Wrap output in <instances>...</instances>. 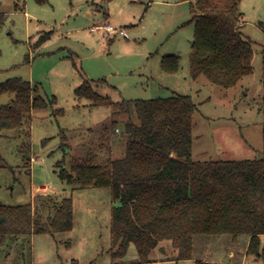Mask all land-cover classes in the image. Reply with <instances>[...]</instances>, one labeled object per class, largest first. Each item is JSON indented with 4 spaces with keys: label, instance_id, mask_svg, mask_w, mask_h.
<instances>
[{
    "label": "rangeland",
    "instance_id": "obj_1",
    "mask_svg": "<svg viewBox=\"0 0 264 264\" xmlns=\"http://www.w3.org/2000/svg\"><path fill=\"white\" fill-rule=\"evenodd\" d=\"M195 0H0V82L20 78L37 86L47 102L32 111L17 130H0V204H32L72 198V227L65 232H35L0 242V264H138L131 245L122 260L111 244L109 188L67 184L59 177L78 160L103 163L109 153L121 157L124 126L112 124L111 104L122 100L189 96L196 105L192 119L193 161H240L263 156L261 109L264 0H240L239 30L250 41L252 72L230 88L205 75L190 76L189 56ZM110 24L123 34L95 30ZM48 35L41 44L38 41ZM177 55L180 70L163 73L160 59ZM103 97L78 99L83 79ZM14 98L0 95V106ZM111 149V151H110ZM41 200V201H40ZM248 236L196 235L212 240L195 247L188 260H176L167 242L143 264H263L247 255ZM222 239L217 241L214 239ZM214 240V241H213ZM264 242V236L260 238ZM216 241V242H215ZM234 256H229V251ZM211 253V254H210ZM123 262V263H121Z\"/></svg>",
    "mask_w": 264,
    "mask_h": 264
},
{
    "label": "trees",
    "instance_id": "obj_2",
    "mask_svg": "<svg viewBox=\"0 0 264 264\" xmlns=\"http://www.w3.org/2000/svg\"><path fill=\"white\" fill-rule=\"evenodd\" d=\"M239 2L190 3L194 32L189 68L193 79L205 75L211 83L230 88L252 72L253 50L239 30ZM3 21L4 15L0 14V29ZM47 38L42 37L38 44ZM160 70L178 72L179 57L162 56ZM6 93L14 98L0 106V130H17L32 111L47 107L37 86L29 81L12 78L0 82V95ZM74 95L93 103L103 99L87 79L75 88ZM111 106L112 124L124 126L123 155L113 157L109 153L103 163L78 160L69 170L61 168L59 177L79 188L110 189L115 203L110 223L112 257L122 260L132 245L136 263L143 264L154 249L160 250L167 242L176 260H188L196 235H245L249 237L246 254L264 264V242L260 240L264 236V95L263 156L254 160L193 161L192 119L196 105L189 96L122 100ZM38 206L46 213L44 217L32 204H0V242L35 232L71 229V197L57 202L42 200Z\"/></svg>",
    "mask_w": 264,
    "mask_h": 264
},
{
    "label": "crops",
    "instance_id": "obj_3",
    "mask_svg": "<svg viewBox=\"0 0 264 264\" xmlns=\"http://www.w3.org/2000/svg\"><path fill=\"white\" fill-rule=\"evenodd\" d=\"M84 79H86V78H84ZM221 236H224V235H220L219 237L221 238ZM194 238H195V236H194ZM194 238H193V251L192 252L195 251V249H196L195 247H198V249H201V248H203L205 246L206 250H208V249L210 250L212 248V247H210L211 244H212V240H210V239H198V243H196ZM220 238L219 239H214V240L221 241L222 239H220ZM248 242H249V237H247L246 242L244 244L245 252H246V249H247ZM228 253H229L230 257L234 256V252L232 250H230ZM197 261L218 263V262H215V261H212V260L208 261V260H204V259H200V260H197Z\"/></svg>",
    "mask_w": 264,
    "mask_h": 264
},
{
    "label": "built area",
    "instance_id": "obj_4",
    "mask_svg": "<svg viewBox=\"0 0 264 264\" xmlns=\"http://www.w3.org/2000/svg\"><path fill=\"white\" fill-rule=\"evenodd\" d=\"M92 31L95 30H103V32L107 33V34H116V33H120L123 34V30H117L114 27H112L110 24H99L96 25L94 28L91 29Z\"/></svg>",
    "mask_w": 264,
    "mask_h": 264
}]
</instances>
